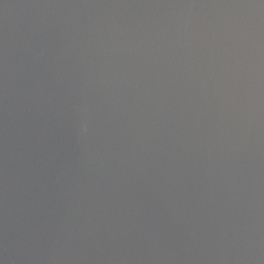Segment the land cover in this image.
Here are the masks:
<instances>
[{
	"label": "water",
	"instance_id": "water-1",
	"mask_svg": "<svg viewBox=\"0 0 264 264\" xmlns=\"http://www.w3.org/2000/svg\"><path fill=\"white\" fill-rule=\"evenodd\" d=\"M0 264H264V0H0Z\"/></svg>",
	"mask_w": 264,
	"mask_h": 264
}]
</instances>
